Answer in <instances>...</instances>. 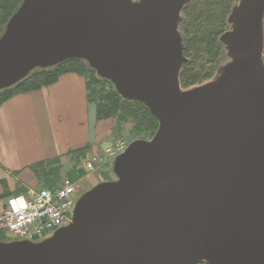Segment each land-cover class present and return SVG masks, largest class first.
Masks as SVG:
<instances>
[{
	"label": "water",
	"instance_id": "obj_1",
	"mask_svg": "<svg viewBox=\"0 0 264 264\" xmlns=\"http://www.w3.org/2000/svg\"><path fill=\"white\" fill-rule=\"evenodd\" d=\"M191 2L24 0L0 40V89L84 58L160 127L52 237L0 243V264H264V0L236 8L227 71L180 95Z\"/></svg>",
	"mask_w": 264,
	"mask_h": 264
},
{
	"label": "crops",
	"instance_id": "obj_2",
	"mask_svg": "<svg viewBox=\"0 0 264 264\" xmlns=\"http://www.w3.org/2000/svg\"><path fill=\"white\" fill-rule=\"evenodd\" d=\"M91 123L98 125L95 109L87 101L82 77L74 73L62 75L47 88L15 95L0 106V215L12 195L49 182L55 185L57 178L42 176L38 163L55 165L53 161L67 159L66 151L94 143ZM3 235L7 236L0 228V240Z\"/></svg>",
	"mask_w": 264,
	"mask_h": 264
},
{
	"label": "trees",
	"instance_id": "obj_3",
	"mask_svg": "<svg viewBox=\"0 0 264 264\" xmlns=\"http://www.w3.org/2000/svg\"><path fill=\"white\" fill-rule=\"evenodd\" d=\"M238 1L192 0L183 9L180 30L185 42V53L187 48H190L192 41L196 45L188 50V62L180 74L183 87L187 88L196 83L201 84L205 79L208 80L217 73V66L222 60L223 52V43L220 38L229 27V14ZM23 2L24 0H0V40L6 32L9 22L18 12ZM88 71L93 72L98 80L110 84H108L107 89L102 86L103 90L97 99L91 95L88 97L89 102H96V120L101 121L116 115L124 121L130 119L136 129L145 132L144 139H151L159 129L160 121L150 108L139 100L124 97L110 79L102 77L97 69L84 58L66 59L54 66L37 70L11 87L1 89L0 106L19 93H28L48 87L56 83L64 74H87ZM88 88L90 89V82ZM81 148H77L76 150L79 149L78 151L81 152L76 151L74 155L78 161L82 157L83 150L86 149ZM42 163H46V161H42ZM61 183L60 181L57 185H61ZM200 264L210 263L204 261Z\"/></svg>",
	"mask_w": 264,
	"mask_h": 264
},
{
	"label": "rangeland",
	"instance_id": "obj_4",
	"mask_svg": "<svg viewBox=\"0 0 264 264\" xmlns=\"http://www.w3.org/2000/svg\"><path fill=\"white\" fill-rule=\"evenodd\" d=\"M241 2H242V0L241 1L239 0L233 6V8L229 14L230 15L229 19H228L229 27L227 28V31L224 33L225 36H223V38L222 37L220 38V41H222V43H223V52H222V60L217 66V73L212 78H210L208 80L205 79V81H203L201 84L196 83V84L191 85L187 88L182 86L181 80H180L179 89L181 91L189 92L191 90H194V89H197V88L202 87L204 85H207V84L215 81V79L218 76L224 74L227 71L228 67L230 66L231 62L233 61L232 55L230 53V45L227 41V37H228L230 31L233 30V18L235 16L234 13H235L236 8L241 4ZM182 15H183V11L181 13V18H182ZM177 31L181 36L182 32L180 30V23L178 25ZM8 32H9V28H8ZM195 46H196L195 42L192 41V43L190 44V48H187V52L185 53V51H186L185 42H184L183 35L181 36V47L184 49V55H185L184 62L182 64L181 72H182L184 66L186 65V63L188 62V50L195 47ZM45 67H47V66H41L40 65V66L33 67L25 75H23V77L21 79H19L15 84H17L18 82L23 80L25 77L36 72L37 70L43 69ZM49 67H51V66H49ZM78 75H80L82 77V79L85 83L87 101H88L89 95H91L92 97H95L97 99L100 92L103 90L102 86L104 87V89H107V87L110 85L109 83H108L109 84L108 85V84L98 80L96 78L95 74L91 71H88L87 74H78ZM89 82H90V89L88 88ZM15 84H13V85H15ZM13 85H11V86H13ZM11 86H8V87H11ZM8 87H6V88H8ZM44 88H47V87H44ZM44 88H41V89H44ZM1 89H5V88H1ZM41 89H39V90H41ZM35 91H37V90H35ZM32 92H34V91H32ZM28 93H31V92H28ZM19 94H25V93H19ZM88 103H89V105L94 107L95 115H96V102L91 103L88 101ZM95 120H96V116H95ZM96 123L98 124L97 126H95L91 123L92 124L91 125L92 131H93L92 133H94V135L96 136L95 142L84 145L85 147L81 148V149H83V148H86V149L83 150L82 157L79 158V161L76 160V158H75L76 156H74L75 152L78 151L79 149L78 150L70 149L68 152L66 151V154H65L67 159H61L62 161H65V162L57 160V161H53V162H57V163H55V165L53 163H47L46 162V163H41L38 166L39 168H42V172H44V176L52 175L55 177V179L57 178L55 185H57L59 183L58 179H61V178H63V180L61 181V182H63L65 180V178H71L72 177L71 179H73V180H79L80 178H83L84 176H86V178L81 180V184L79 187L80 190L76 196L77 202L84 193L93 189L98 184L118 180V174H117L116 169H115L116 163H117L116 160L118 159V157L121 154L124 153V151L127 149L128 145L132 141H134V140L137 141L136 139H138V138H145V132H140L139 129H136L130 119H128V121H124V120H121L119 118V116H117V115L113 116L111 118L103 119L101 121L96 120ZM87 127H88V121H87ZM140 133H142V134H140ZM102 138H103V141H99V140H102ZM139 140H144V139H139ZM104 141H110L112 143V148L111 149L110 148H102L101 144ZM122 149H124V151ZM79 152H81V151H78V153ZM90 161L94 162V164L96 165L95 170H90V168L88 167V163ZM51 166H53V167L51 168ZM77 173H78V176H77ZM39 189H37V190H39ZM71 216H72V218L75 217V209L72 210ZM55 233L56 232H52L48 235H49V237H52ZM7 237L10 238V236L5 235L0 240V243H4V242L9 243L10 241H9V238H7ZM49 237L48 236L45 238L40 237V239H38L37 242H42L43 240H45L46 238H49Z\"/></svg>",
	"mask_w": 264,
	"mask_h": 264
},
{
	"label": "built area",
	"instance_id": "obj_5",
	"mask_svg": "<svg viewBox=\"0 0 264 264\" xmlns=\"http://www.w3.org/2000/svg\"><path fill=\"white\" fill-rule=\"evenodd\" d=\"M88 167L95 170L96 165L90 161ZM79 181L65 178L61 185L51 182L39 190L10 197L0 215V227L9 239L37 241L68 225L73 219Z\"/></svg>",
	"mask_w": 264,
	"mask_h": 264
},
{
	"label": "bare ground",
	"instance_id": "obj_6",
	"mask_svg": "<svg viewBox=\"0 0 264 264\" xmlns=\"http://www.w3.org/2000/svg\"><path fill=\"white\" fill-rule=\"evenodd\" d=\"M235 61H236V60H235ZM194 92H195V91H190V92L187 93V92H184V91H183V92L180 93V95L192 94V93H194ZM185 93H186V94H185ZM139 139H144V138H138V139H136V140H139ZM144 140H149V139H144ZM134 141H135V140H134ZM134 141H132V142H134ZM132 142L128 145V147L132 144ZM128 147H127V148H128ZM19 194H23V193H19ZM15 195H17V194H15ZM12 196H14V195H12ZM12 196H11V197H12ZM0 228H1V227H0ZM58 230H59V229H58ZM3 231L7 234V232H6L4 229H3ZM46 237H47V236H46ZM48 237H49V236H48ZM44 238H45V237H44ZM23 241H24V240H23Z\"/></svg>",
	"mask_w": 264,
	"mask_h": 264
},
{
	"label": "flooded vegetation",
	"instance_id": "obj_7",
	"mask_svg": "<svg viewBox=\"0 0 264 264\" xmlns=\"http://www.w3.org/2000/svg\"><path fill=\"white\" fill-rule=\"evenodd\" d=\"M80 190V189H79ZM79 190H78V192H77V194L79 193ZM11 242H15L14 240H12Z\"/></svg>",
	"mask_w": 264,
	"mask_h": 264
}]
</instances>
